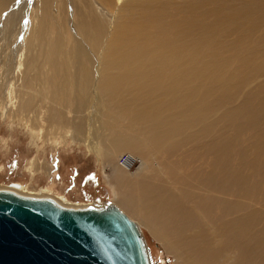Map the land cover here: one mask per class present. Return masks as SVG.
<instances>
[{"label": "rangeland", "instance_id": "obj_1", "mask_svg": "<svg viewBox=\"0 0 264 264\" xmlns=\"http://www.w3.org/2000/svg\"><path fill=\"white\" fill-rule=\"evenodd\" d=\"M39 4L13 0L0 16V188L19 182L71 206L114 202L139 224L152 264H264L263 58L255 68L264 55V0L238 1L234 31L221 39L218 96L201 104L204 116L187 142L159 150L132 148V132L119 146L92 149L87 126L84 140L74 137L80 119L71 97H50L44 83L22 87L25 34L37 25ZM27 99L31 108L17 111ZM81 115L86 122L88 112ZM125 152L134 157L131 170L120 164Z\"/></svg>", "mask_w": 264, "mask_h": 264}, {"label": "bare ground", "instance_id": "obj_2", "mask_svg": "<svg viewBox=\"0 0 264 264\" xmlns=\"http://www.w3.org/2000/svg\"><path fill=\"white\" fill-rule=\"evenodd\" d=\"M12 1L0 0V16ZM39 1L37 25L25 34L22 87L44 83L53 88L50 97L62 102L71 97L72 112L80 119L74 128L76 139L84 140L87 126L89 138L84 141L92 149L119 146L131 134L136 135L132 148L159 150L188 141L192 124L204 116L201 104L218 96L224 82L221 39L234 31L239 0ZM73 14L77 20L72 23ZM256 58L255 68L260 59L264 63V55ZM260 69L264 71V64ZM45 70L51 74L42 79ZM31 103L21 102L17 111L26 114ZM84 112L86 122L79 117ZM67 123L64 120L61 127ZM127 132L132 133L125 136ZM122 166L131 170L132 164ZM10 185L22 194H45L28 192L19 182ZM158 199L153 205L161 212L166 204ZM63 201L59 202L71 206Z\"/></svg>", "mask_w": 264, "mask_h": 264}, {"label": "water", "instance_id": "obj_3", "mask_svg": "<svg viewBox=\"0 0 264 264\" xmlns=\"http://www.w3.org/2000/svg\"><path fill=\"white\" fill-rule=\"evenodd\" d=\"M0 264H152L137 222L112 201L66 206L0 188Z\"/></svg>", "mask_w": 264, "mask_h": 264}, {"label": "built area", "instance_id": "obj_4", "mask_svg": "<svg viewBox=\"0 0 264 264\" xmlns=\"http://www.w3.org/2000/svg\"><path fill=\"white\" fill-rule=\"evenodd\" d=\"M119 161H120V164L122 165H125L128 163L133 164L134 157L131 154L125 152V153L120 154Z\"/></svg>", "mask_w": 264, "mask_h": 264}]
</instances>
